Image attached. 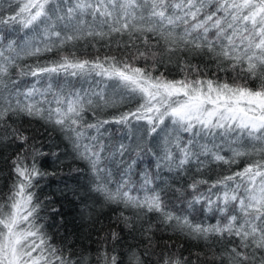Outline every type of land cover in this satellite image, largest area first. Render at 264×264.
<instances>
[{
    "label": "snow or ice",
    "instance_id": "1",
    "mask_svg": "<svg viewBox=\"0 0 264 264\" xmlns=\"http://www.w3.org/2000/svg\"><path fill=\"white\" fill-rule=\"evenodd\" d=\"M5 3L0 26L18 25L23 36L0 42V147H19L0 200V264H264V0ZM99 41L122 55H77L78 44ZM53 51L59 59L39 61ZM27 57L37 62L21 65ZM69 77L97 88L77 89ZM25 118L58 129L88 166V192L118 210L94 258L56 246L40 223L35 190L50 173L38 167L46 154ZM110 124L127 129L131 143L103 139ZM242 159L238 171L205 176ZM157 233L203 250L183 256V244L161 246ZM125 237L137 243L121 253Z\"/></svg>",
    "mask_w": 264,
    "mask_h": 264
},
{
    "label": "trees",
    "instance_id": "2",
    "mask_svg": "<svg viewBox=\"0 0 264 264\" xmlns=\"http://www.w3.org/2000/svg\"><path fill=\"white\" fill-rule=\"evenodd\" d=\"M7 4L5 3L0 10H6ZM7 15V12L4 11ZM0 42L7 43V39H20L23 32L17 25L15 29L8 26H0ZM30 34V33H29ZM124 39H127L125 37ZM105 41H99L96 47L93 48L91 43L85 45L80 43L75 48L77 55L80 58L92 59L97 55L104 56L116 55L121 56L122 50H118L115 45L111 48L105 47ZM73 49L66 48L64 52H70ZM60 53L53 51L44 53L39 57L41 63L51 60L59 59ZM37 62V57H27L20 61L21 65H34ZM193 63H208L210 65L209 73L215 71L214 64L209 61H202L200 58H194ZM138 66L143 67L145 62L143 60L137 62ZM169 68L179 78V73L170 65ZM160 71H164L161 67ZM15 76V70L13 69ZM223 78L224 74L219 73ZM31 80V78H26ZM99 79V78H95ZM71 84L77 89L97 88V85L91 80L81 81L78 78L69 77ZM90 81H92L90 83ZM83 86H82V84ZM135 103L126 104L119 109H105L104 111H97L96 116L107 119L113 115H117L119 111L134 108ZM92 112L85 114L87 122H95ZM29 124L31 127L29 128ZM23 126L29 129V134L34 135L39 141L38 147L46 155L37 157V164L41 171L50 173V175L39 179V187L35 190L37 198L43 203V208L40 211L41 221L45 225V230L52 236V242L58 247H71L74 252L89 253L95 257L97 249L96 241L108 231L112 224L113 217L118 214L116 207L103 205L101 200L94 194L88 192L91 181V173L88 170L87 164L78 159L73 150L72 144L64 137V135L56 128L45 125L42 121H29L27 118L23 121ZM106 130V131H105ZM105 133L103 139L106 141L110 138L113 143L124 142L131 143L128 140L127 129L116 124L105 125L101 129ZM92 134H95L94 131ZM19 151L16 145H9L8 147H0V200L7 197L13 180V173L11 171V158ZM55 153V155H53ZM224 155L230 153L224 152ZM245 160L240 163L231 165L221 164L219 166L212 165V171L205 172L206 178L215 180L218 177L229 175L232 172L238 171L244 167ZM31 163V161H29ZM148 162L145 160L142 167H147ZM78 169V171H76ZM55 208L58 211L52 212ZM160 245L163 246L165 240L174 241L173 250L184 245L180 249L183 256L202 251L203 249L195 243H189L179 236L169 235L167 233H157ZM125 237L124 245L119 249L121 253L127 250L129 244H135Z\"/></svg>",
    "mask_w": 264,
    "mask_h": 264
},
{
    "label": "rangeland",
    "instance_id": "3",
    "mask_svg": "<svg viewBox=\"0 0 264 264\" xmlns=\"http://www.w3.org/2000/svg\"><path fill=\"white\" fill-rule=\"evenodd\" d=\"M92 81H93V79H91ZM92 81H90V83L92 82ZM82 84V83H81ZM82 86H83V84H82Z\"/></svg>",
    "mask_w": 264,
    "mask_h": 264
}]
</instances>
